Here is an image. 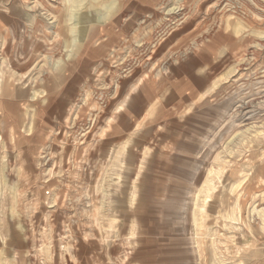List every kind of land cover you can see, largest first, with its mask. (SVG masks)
Returning a JSON list of instances; mask_svg holds the SVG:
<instances>
[{
  "label": "rangeland",
  "instance_id": "rangeland-1",
  "mask_svg": "<svg viewBox=\"0 0 264 264\" xmlns=\"http://www.w3.org/2000/svg\"><path fill=\"white\" fill-rule=\"evenodd\" d=\"M115 3L0 0V264H264V0Z\"/></svg>",
  "mask_w": 264,
  "mask_h": 264
},
{
  "label": "bare ground",
  "instance_id": "bare-ground-1",
  "mask_svg": "<svg viewBox=\"0 0 264 264\" xmlns=\"http://www.w3.org/2000/svg\"><path fill=\"white\" fill-rule=\"evenodd\" d=\"M95 1H97V0H95ZM64 2L66 4V22L68 23V26H69L68 32L70 34V39H69V42L67 43L68 49H69L68 57H70L73 55L74 48H76L78 45V40L81 37V32L82 31L90 32V31H92L93 28H95V27H93V28L90 27V25L88 23L95 22L96 25L97 24L100 25V24H104L107 21H110V19H112L113 13L116 9V3H115L116 0L111 1V2H103L98 7L94 6V9H93V11H91V13H84V14L81 12V10L85 4V0H64ZM26 18L28 19V22L33 23L34 18L32 17V15H30V13H28L26 15ZM58 67H60L59 62L56 63V68H58ZM35 96H36V94L34 93L33 98H35ZM208 192H207V194H208ZM134 201H135V194L130 198V201H129L130 205H133ZM234 210H233V212H231L232 213L231 215H233V216L235 215V213L236 214L239 213L236 210L235 211ZM260 216L264 219V214L260 213ZM133 234H135V233H133ZM195 237H197L196 225H195L194 230L192 231L191 238L193 241V245H195L196 251H198L199 250L198 248L200 246L198 247V243L196 242Z\"/></svg>",
  "mask_w": 264,
  "mask_h": 264
}]
</instances>
